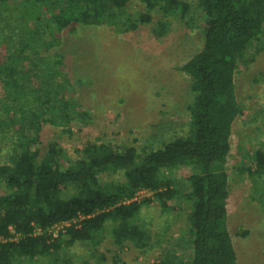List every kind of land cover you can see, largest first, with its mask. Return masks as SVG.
<instances>
[{"label": "trees", "instance_id": "1", "mask_svg": "<svg viewBox=\"0 0 264 264\" xmlns=\"http://www.w3.org/2000/svg\"><path fill=\"white\" fill-rule=\"evenodd\" d=\"M135 3L147 12L132 19ZM155 13L205 25L201 50L179 68L190 78L188 129L155 148L89 142L75 160L56 140L42 147L45 124L69 133L81 113L68 95L64 55L50 52L57 36L74 25L132 31ZM155 26L161 36L166 21ZM263 35L264 0H0V264H46L75 243L101 242L107 224L116 246L147 248L138 214L150 199L126 202L139 189L153 190L166 211L171 200L188 206L187 232L154 264H236L227 207L230 137L241 114L235 75ZM254 159L258 174L264 147ZM173 169L188 172L183 181ZM109 173L120 177L105 180ZM79 215L80 226L54 236L53 225Z\"/></svg>", "mask_w": 264, "mask_h": 264}, {"label": "rangeland", "instance_id": "2", "mask_svg": "<svg viewBox=\"0 0 264 264\" xmlns=\"http://www.w3.org/2000/svg\"><path fill=\"white\" fill-rule=\"evenodd\" d=\"M128 12L136 19L147 11L135 3ZM153 16L151 23L132 31L104 23L70 26L57 36L58 44L50 52L64 55L68 95L77 100L81 113L69 133L45 124L42 147L56 140L75 160L89 142L155 148L188 129L190 78L179 68L201 50L205 25L200 17L187 24L178 16ZM158 20L166 21L161 36L155 32ZM235 88L241 114L232 126L227 160L228 226L236 264H264V169L254 173V153L264 147V39L253 62L238 68ZM187 173L173 169L170 174L177 182ZM118 177L109 173L103 178ZM4 192L0 185V195ZM145 198L150 200L141 205L138 215L150 234L147 248L138 249L132 242L116 246L112 225L107 224L101 242L75 243L43 262L154 264L187 232L188 206L171 200L166 211L154 192L142 195L138 202Z\"/></svg>", "mask_w": 264, "mask_h": 264}, {"label": "built area", "instance_id": "3", "mask_svg": "<svg viewBox=\"0 0 264 264\" xmlns=\"http://www.w3.org/2000/svg\"><path fill=\"white\" fill-rule=\"evenodd\" d=\"M152 192H153V190H149V189H139L135 193L134 197L130 200H127L126 202H129L132 200L139 201L141 199L142 195L151 194ZM79 216L80 217L69 219L66 221H62V222H59V223H56L55 225H53L51 230H53L54 236H57L59 231H64L66 227L71 226L73 224L76 225L77 227L80 226L79 222L83 216H81V215H79ZM11 239H14V237H11ZM4 240H5V238L0 237V242H3Z\"/></svg>", "mask_w": 264, "mask_h": 264}]
</instances>
